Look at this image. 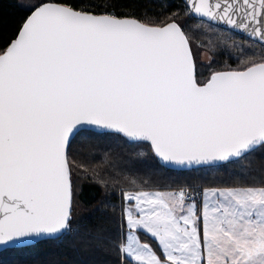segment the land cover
Returning <instances> with one entry per match:
<instances>
[{
  "label": "snow or ice",
  "instance_id": "obj_1",
  "mask_svg": "<svg viewBox=\"0 0 264 264\" xmlns=\"http://www.w3.org/2000/svg\"><path fill=\"white\" fill-rule=\"evenodd\" d=\"M22 6L28 15L0 47V249L78 237L91 255L74 264H107L97 252L116 264H264V176L168 190L135 176L149 153L191 168L264 151V0H180L148 22L135 14L140 0ZM217 33L239 35L231 47L241 56L200 79V49L212 53L209 68L228 54ZM93 137L144 150L99 180L119 193L112 227L81 232L77 181L100 174L73 144Z\"/></svg>",
  "mask_w": 264,
  "mask_h": 264
},
{
  "label": "trees",
  "instance_id": "obj_2",
  "mask_svg": "<svg viewBox=\"0 0 264 264\" xmlns=\"http://www.w3.org/2000/svg\"><path fill=\"white\" fill-rule=\"evenodd\" d=\"M28 1L30 2V0H0V47L5 46L15 37L28 15V10L22 6ZM179 2L180 0H140L142 7L136 8L135 14L146 22L162 20L175 11ZM165 3L171 5L167 11L161 7ZM188 24L195 29V22L188 21ZM200 31L203 30H197L196 39L207 44L208 37L199 35ZM209 35L213 42L227 48L228 54L218 51L214 57L215 63L209 68V57L212 53L207 48L200 49L197 55L203 53L207 60L201 62L197 56V72L200 79L206 78L211 70L220 69L225 63L235 66L236 61L229 59V54L233 57L241 56V51L238 48H232L231 45L233 41L237 44L244 43L239 35L218 33ZM245 58H247L246 55ZM73 147L79 149L85 162L100 174L97 180L89 178L77 181L80 191L73 212L74 223H79L81 232L95 231L98 226L111 228L109 217L113 215L112 205L115 204L117 207L120 205L119 193L116 197L108 195L112 189L104 188L99 180L121 172L127 161L141 159L139 154L144 149L135 145L114 142L108 138L95 137L88 140L78 138ZM156 161L157 158L149 153L144 164H136L135 176L138 178V185H143L145 190H168L170 187L176 188L181 185L202 189L204 186H217L264 176V151L261 150L221 167L172 170ZM123 186L129 191L140 190L138 186ZM90 255L91 253L79 244L78 237L44 239L30 246L0 251V264H74L78 258ZM95 255L107 264H116L114 254L104 255L97 252Z\"/></svg>",
  "mask_w": 264,
  "mask_h": 264
},
{
  "label": "water",
  "instance_id": "obj_3",
  "mask_svg": "<svg viewBox=\"0 0 264 264\" xmlns=\"http://www.w3.org/2000/svg\"><path fill=\"white\" fill-rule=\"evenodd\" d=\"M157 160H158V158H157ZM164 167H166L168 169H172V170H190V169H195V168H200V167H208V166H195V167H191V168H189V167H177V166H164ZM42 240H44V239H42ZM39 241H41V240H31L26 244H22V245L17 246L16 248L30 246L34 243L39 242ZM0 251H3V250L0 249Z\"/></svg>",
  "mask_w": 264,
  "mask_h": 264
},
{
  "label": "rangeland",
  "instance_id": "obj_4",
  "mask_svg": "<svg viewBox=\"0 0 264 264\" xmlns=\"http://www.w3.org/2000/svg\"><path fill=\"white\" fill-rule=\"evenodd\" d=\"M27 3H29V1H28ZM197 56H198V55H197ZM198 59H199L201 62H203V61H207V60H205L206 58H205V55H204L203 53H200V54H199Z\"/></svg>",
  "mask_w": 264,
  "mask_h": 264
}]
</instances>
